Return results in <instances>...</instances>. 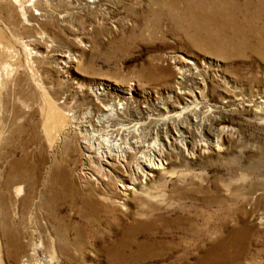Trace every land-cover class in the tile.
<instances>
[{"label":"rangeland","instance_id":"1","mask_svg":"<svg viewBox=\"0 0 264 264\" xmlns=\"http://www.w3.org/2000/svg\"><path fill=\"white\" fill-rule=\"evenodd\" d=\"M166 8L0 0V264H264V53L230 28H176ZM176 56L198 84H179ZM129 95L139 114L157 98L190 105L182 143L142 144L164 152L147 178L135 155L122 168L85 147L89 114ZM233 229L239 255L204 252Z\"/></svg>","mask_w":264,"mask_h":264},{"label":"bare ground","instance_id":"2","mask_svg":"<svg viewBox=\"0 0 264 264\" xmlns=\"http://www.w3.org/2000/svg\"><path fill=\"white\" fill-rule=\"evenodd\" d=\"M91 1L100 4L106 0ZM163 4L167 6V14L176 28H185L186 26L187 28L195 27L199 30L203 29L204 25L213 24L222 33H225L230 28L246 44L264 53V36H257L254 33L252 34L253 31H250L252 28L260 27L264 32V23L257 21L264 15V0H163ZM241 16L244 20L240 19ZM65 56H67L66 61L74 59L70 55L65 54ZM176 57H178L176 66H179L178 69L182 70V72H178L181 74L178 77L179 84H181L180 81L183 80L184 76L198 84V81L193 80L196 76L195 72H188L190 71L188 58ZM115 89L120 93L131 94L136 89V86L134 83H130L122 86L117 85ZM143 97L150 99L149 94L146 92ZM126 99L114 98L112 99L113 101L117 102L119 100L121 102L117 104L107 102L101 106L103 113L97 115L89 114L85 124H83L85 138H87V140L85 139V147L89 149V152L99 157L100 161H105L112 166L114 164L118 166L119 163L122 168L128 167L124 162H129L130 157L135 155V172L136 170H141L143 176L147 178L154 175V170L165 168L163 167L164 152L158 147L159 143H152L149 145L150 148L147 149L142 144H145L152 132L157 134L155 138L159 141V134H163L171 140L169 141V144L173 143L171 145L175 146L178 143H182L183 139L186 138L185 131L190 129V124L182 120L181 116L190 105H188V99H186L184 104L179 103L178 107L175 106V108L179 109V116L178 112L168 108L171 103L169 100L157 98L149 103L153 105L152 107L145 106L146 114H144V111L143 114H139L132 107L134 105L131 102V96L129 95ZM154 107H158V109H153ZM135 116L136 118H133ZM146 119H152V121ZM114 120L117 123H113ZM180 127L189 129L182 130ZM89 129L93 130L91 136L88 135ZM160 143L164 145L163 142ZM91 153L88 154V157H91ZM135 172L133 171L134 174ZM122 186L126 190L131 189L130 185L122 184ZM147 223L151 224L152 222ZM144 225L146 224L142 225L140 223L138 227L131 228L129 234H134ZM243 238L239 236L238 230L233 229L229 235L221 236L220 240L213 243L204 252L219 260L235 257L240 254L239 251L245 250ZM135 242L131 240V242L122 243V245L129 246ZM146 244L148 243H137L143 252L157 249V245H159L153 243L151 246L146 247ZM220 255H222L221 258H219Z\"/></svg>","mask_w":264,"mask_h":264}]
</instances>
